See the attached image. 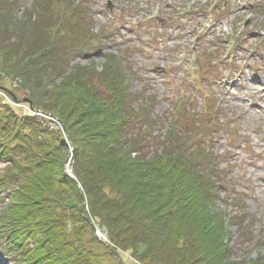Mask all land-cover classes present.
Segmentation results:
<instances>
[{"label": "trees", "instance_id": "obj_1", "mask_svg": "<svg viewBox=\"0 0 264 264\" xmlns=\"http://www.w3.org/2000/svg\"><path fill=\"white\" fill-rule=\"evenodd\" d=\"M21 6L0 0V87L28 96L71 141L0 97V252L13 264H127L94 222L134 264H233L225 208L236 197L214 150L219 121L200 120L184 99L153 136L155 101L134 102L123 58L75 60L100 42L83 0ZM69 145L76 180L64 172Z\"/></svg>", "mask_w": 264, "mask_h": 264}, {"label": "rangeland", "instance_id": "obj_2", "mask_svg": "<svg viewBox=\"0 0 264 264\" xmlns=\"http://www.w3.org/2000/svg\"><path fill=\"white\" fill-rule=\"evenodd\" d=\"M108 1H84L91 33L102 36L97 47L75 60L87 63L92 59L101 68L105 54L123 58L132 75L134 102L140 104L148 98L155 101L153 136L166 134L174 107L184 99L194 101L192 106L198 114L210 108L218 111L220 130L214 150L221 154L220 165L226 178L231 179L230 191L237 194L236 202L225 208L231 220L230 260L233 264L264 260V0H111L112 10L107 9ZM32 2L18 0L22 5L19 11ZM224 9L229 12L225 17L220 15ZM241 18L249 20L246 36L230 52L234 38L229 37H237L246 26L238 21ZM105 32L107 35L101 34ZM231 60L239 69L230 67ZM0 94L15 98L20 108L32 106V101H23L30 99L24 94L16 95L8 88L0 89ZM201 116L212 123L211 115ZM50 117L65 131L70 144V133L58 119ZM230 131L239 138L233 139ZM68 147L64 172L76 180L74 150ZM69 163L71 171L67 170ZM217 202L219 209L225 204L222 196ZM83 209H89L86 201ZM92 223L97 237L117 258L127 264L137 261L129 251L119 253L106 228ZM0 264L10 262L0 255Z\"/></svg>", "mask_w": 264, "mask_h": 264}, {"label": "bare ground", "instance_id": "obj_3", "mask_svg": "<svg viewBox=\"0 0 264 264\" xmlns=\"http://www.w3.org/2000/svg\"><path fill=\"white\" fill-rule=\"evenodd\" d=\"M112 8H113V2L111 1V0H109L108 1V6H107V9L108 10H112ZM79 10H81V13H80V17L81 18H85V19H87L86 18V16L85 15H87L88 13L86 12V11H84L83 10V8L81 9V8H79ZM74 12H76V10L74 9ZM71 166H70V163L68 164V166H67V170L68 171H71V168H70ZM93 228H96V226L93 224Z\"/></svg>", "mask_w": 264, "mask_h": 264}, {"label": "water", "instance_id": "obj_4", "mask_svg": "<svg viewBox=\"0 0 264 264\" xmlns=\"http://www.w3.org/2000/svg\"><path fill=\"white\" fill-rule=\"evenodd\" d=\"M23 101H27V102H30V103H31V100H30V99H25V100H23Z\"/></svg>", "mask_w": 264, "mask_h": 264}]
</instances>
